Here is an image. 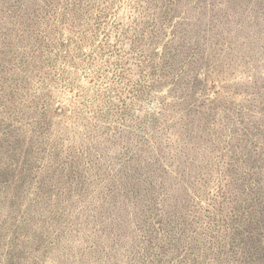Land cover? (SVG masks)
Returning <instances> with one entry per match:
<instances>
[{"label":"rangeland","instance_id":"rangeland-1","mask_svg":"<svg viewBox=\"0 0 264 264\" xmlns=\"http://www.w3.org/2000/svg\"><path fill=\"white\" fill-rule=\"evenodd\" d=\"M0 264H264V0H0Z\"/></svg>","mask_w":264,"mask_h":264}]
</instances>
